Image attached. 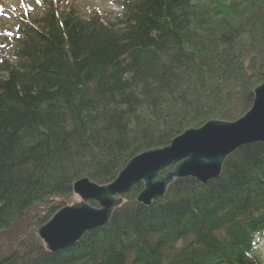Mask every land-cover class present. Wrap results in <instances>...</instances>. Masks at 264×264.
I'll list each match as a JSON object with an SVG mask.
<instances>
[{"label": "trees", "instance_id": "trees-1", "mask_svg": "<svg viewBox=\"0 0 264 264\" xmlns=\"http://www.w3.org/2000/svg\"><path fill=\"white\" fill-rule=\"evenodd\" d=\"M70 5L26 16L0 59V233L37 205L45 225L78 180L109 185L187 129L236 121L264 80V0H119L115 16L86 17ZM223 165L151 206L139 185L76 245L53 254L36 238L0 264H263L264 144Z\"/></svg>", "mask_w": 264, "mask_h": 264}, {"label": "water", "instance_id": "water-1", "mask_svg": "<svg viewBox=\"0 0 264 264\" xmlns=\"http://www.w3.org/2000/svg\"><path fill=\"white\" fill-rule=\"evenodd\" d=\"M254 97L251 109L236 121L209 120L201 128L188 129L164 149L133 157L109 185L78 180L73 194L80 202L60 210L38 230L46 250L58 253L80 242L87 233L108 225L114 210L123 204L122 196L140 184L143 190L136 202L151 206L166 195L168 186L177 179L193 178L205 185L220 178L225 160L235 151L264 144V80L254 90ZM171 166L173 170L161 174Z\"/></svg>", "mask_w": 264, "mask_h": 264}, {"label": "rangeland", "instance_id": "rangeland-1", "mask_svg": "<svg viewBox=\"0 0 264 264\" xmlns=\"http://www.w3.org/2000/svg\"><path fill=\"white\" fill-rule=\"evenodd\" d=\"M48 1H53L54 4L56 3L60 7L67 5L68 2L71 3L70 6L76 4V8L80 11V14H84H82L84 17L92 13L115 16L117 12H120L117 6L119 0H39V2L37 0H0V51L5 48L6 37H15L19 33L21 16L33 13L29 17L36 18L35 16L44 13L46 10L44 4ZM5 53L7 52L0 53V59L4 58ZM78 202H80V198L74 195L67 201L58 203H60L59 205H66L63 207H67ZM46 211V207L37 205L22 220L13 223L9 229L1 231L0 256L13 254L24 242L25 246L34 244L35 240L38 239L37 232L40 229L37 222L45 216ZM258 252L261 254L262 263L264 264V244L260 246Z\"/></svg>", "mask_w": 264, "mask_h": 264}, {"label": "bare ground", "instance_id": "bare-ground-1", "mask_svg": "<svg viewBox=\"0 0 264 264\" xmlns=\"http://www.w3.org/2000/svg\"><path fill=\"white\" fill-rule=\"evenodd\" d=\"M171 170H173V168H172V167H168V168H166V169L162 172V174H163V175H166V173L169 172V171H171ZM164 172H165V173H164ZM176 181H177V180H176ZM132 192H133V191H132ZM132 192H131V193H132ZM73 246H74V245H73ZM71 247H72V246H71ZM50 253H51V252H50Z\"/></svg>", "mask_w": 264, "mask_h": 264}, {"label": "snow or ice", "instance_id": "snow-or-ice-1", "mask_svg": "<svg viewBox=\"0 0 264 264\" xmlns=\"http://www.w3.org/2000/svg\"><path fill=\"white\" fill-rule=\"evenodd\" d=\"M37 2H39V0H37Z\"/></svg>", "mask_w": 264, "mask_h": 264}]
</instances>
